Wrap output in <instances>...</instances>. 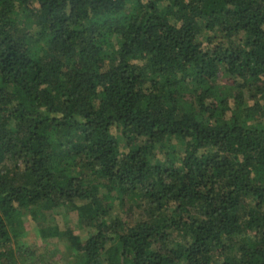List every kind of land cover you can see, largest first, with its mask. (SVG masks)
Instances as JSON below:
<instances>
[{
    "label": "trees",
    "instance_id": "1",
    "mask_svg": "<svg viewBox=\"0 0 264 264\" xmlns=\"http://www.w3.org/2000/svg\"><path fill=\"white\" fill-rule=\"evenodd\" d=\"M60 207L74 264H264V0H0V264Z\"/></svg>",
    "mask_w": 264,
    "mask_h": 264
},
{
    "label": "rangeland",
    "instance_id": "2",
    "mask_svg": "<svg viewBox=\"0 0 264 264\" xmlns=\"http://www.w3.org/2000/svg\"><path fill=\"white\" fill-rule=\"evenodd\" d=\"M120 215L130 223L141 218L140 212L130 210L128 205L122 208ZM42 230L46 232L44 236ZM54 230L57 236H53ZM22 232L14 245L20 264H74L75 251L69 248L68 232L84 238L78 228L76 213L64 207L49 213H39L35 220L30 215L24 216Z\"/></svg>",
    "mask_w": 264,
    "mask_h": 264
}]
</instances>
